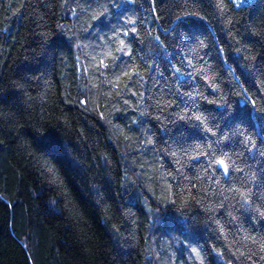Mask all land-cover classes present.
Listing matches in <instances>:
<instances>
[{"label": "trees", "instance_id": "obj_1", "mask_svg": "<svg viewBox=\"0 0 264 264\" xmlns=\"http://www.w3.org/2000/svg\"><path fill=\"white\" fill-rule=\"evenodd\" d=\"M0 264H264V0H0Z\"/></svg>", "mask_w": 264, "mask_h": 264}, {"label": "rangeland", "instance_id": "obj_2", "mask_svg": "<svg viewBox=\"0 0 264 264\" xmlns=\"http://www.w3.org/2000/svg\"><path fill=\"white\" fill-rule=\"evenodd\" d=\"M235 6H240L242 4H245L249 0H232Z\"/></svg>", "mask_w": 264, "mask_h": 264}, {"label": "snow or ice", "instance_id": "obj_3", "mask_svg": "<svg viewBox=\"0 0 264 264\" xmlns=\"http://www.w3.org/2000/svg\"><path fill=\"white\" fill-rule=\"evenodd\" d=\"M218 163H219V164H221V165H223V164H224V162H223V161H219Z\"/></svg>", "mask_w": 264, "mask_h": 264}]
</instances>
